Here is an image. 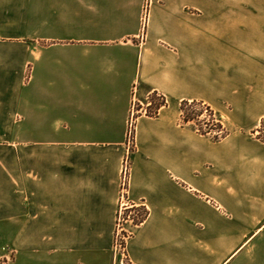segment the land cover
Returning a JSON list of instances; mask_svg holds the SVG:
<instances>
[{
  "label": "crops",
  "instance_id": "1",
  "mask_svg": "<svg viewBox=\"0 0 264 264\" xmlns=\"http://www.w3.org/2000/svg\"><path fill=\"white\" fill-rule=\"evenodd\" d=\"M154 92L167 105L136 122L128 209L148 217L127 261L264 264V0H0V257L121 264L128 123ZM184 101L228 135L185 124Z\"/></svg>",
  "mask_w": 264,
  "mask_h": 264
},
{
  "label": "trees",
  "instance_id": "2",
  "mask_svg": "<svg viewBox=\"0 0 264 264\" xmlns=\"http://www.w3.org/2000/svg\"><path fill=\"white\" fill-rule=\"evenodd\" d=\"M150 99L152 100L155 107L149 109V116H157L158 111L161 107L166 106L165 97L159 95L157 92L151 94ZM182 119L185 124H195L197 132L204 136H211L213 140L219 141L228 135V131L223 126V123L217 113L207 104L200 101H184L181 104ZM205 116L204 126L198 122L199 118ZM261 128H264V121L261 124ZM212 132L215 135H212ZM135 209V208H134ZM131 210V209H130ZM139 212L135 225H139L148 217V211L143 209H135Z\"/></svg>",
  "mask_w": 264,
  "mask_h": 264
},
{
  "label": "built area",
  "instance_id": "3",
  "mask_svg": "<svg viewBox=\"0 0 264 264\" xmlns=\"http://www.w3.org/2000/svg\"><path fill=\"white\" fill-rule=\"evenodd\" d=\"M148 21V14L145 12V16L143 19V24L146 27ZM137 103H136V98L133 101V105L131 108V113H130V118H129V123H128V133H127V148H128V154L125 159L124 167H123V179H122V206L119 212V219H118V224H117V234L115 237V253L116 256L118 257L119 261L121 264H130L127 261V256H126V244L127 242L126 238L123 233L122 229V221L124 219V211L128 209V186H129V181H130V168H131V156L132 153L135 150V132H136V122L137 119L139 118L140 113L143 114H149V109L150 108H143L141 110L137 109ZM151 106V104H148V107ZM257 136L261 139H264V128H261L258 130ZM0 264H13V261L11 258L7 257H0Z\"/></svg>",
  "mask_w": 264,
  "mask_h": 264
},
{
  "label": "rangeland",
  "instance_id": "4",
  "mask_svg": "<svg viewBox=\"0 0 264 264\" xmlns=\"http://www.w3.org/2000/svg\"><path fill=\"white\" fill-rule=\"evenodd\" d=\"M136 103L138 104L137 105V109H139V110H141L143 108H147V109L150 108L151 109V108L155 107V105L153 104V102H152V100L150 98L142 97L140 95L137 96ZM149 103L151 104V106L148 107ZM141 115H147V114L140 113L139 117ZM205 120H206L205 116L200 117L199 120H198V122H200L202 127H205L204 126V123H205L204 121ZM191 125L194 126L195 124H191ZM214 133H216V132H214ZM214 133L212 132V135H215ZM130 173H131V168H130ZM122 179H123V174H122ZM127 196H128V194H127ZM132 210L133 209H131V210L127 209V210L124 211V219L122 221V229H123V232H124L123 234L125 236H127L126 238H129L132 235L133 231L135 230V227L137 226V225H135V220H137V217H136V214L131 212ZM118 219H119V216H118ZM117 224H118V222H117ZM116 234H117V232H116ZM124 244H126V242Z\"/></svg>",
  "mask_w": 264,
  "mask_h": 264
}]
</instances>
